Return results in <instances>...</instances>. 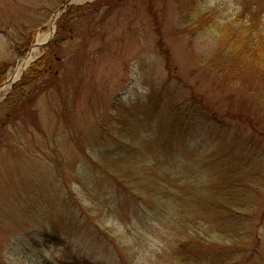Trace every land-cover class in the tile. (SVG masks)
<instances>
[{
  "label": "rangeland",
  "instance_id": "374dc122",
  "mask_svg": "<svg viewBox=\"0 0 264 264\" xmlns=\"http://www.w3.org/2000/svg\"><path fill=\"white\" fill-rule=\"evenodd\" d=\"M66 1L0 0V264H185L191 241L196 264H264V95L209 67L220 34L198 17L235 21L244 0ZM250 2L264 34V0ZM230 175L234 220L216 206ZM150 176L162 195L179 180L180 208L147 191Z\"/></svg>",
  "mask_w": 264,
  "mask_h": 264
},
{
  "label": "trees",
  "instance_id": "16d2710c",
  "mask_svg": "<svg viewBox=\"0 0 264 264\" xmlns=\"http://www.w3.org/2000/svg\"><path fill=\"white\" fill-rule=\"evenodd\" d=\"M194 3L195 2H193V4ZM262 4L263 3L253 5L250 0L242 1L241 12L237 17V20L232 22H217L215 20L217 17L213 9L205 10V12L198 11V17L200 18L199 24H202L200 26V29L201 27L207 25H214L220 34L216 51L214 55L208 60L209 67L220 77H222L224 81L240 85L248 93H257L260 96L264 95V92H262L264 90V34L262 31ZM71 9L72 8L69 7L67 12L65 13L70 15ZM179 10L181 18L180 23L182 22L184 26L190 27L192 29L193 25L189 22L190 18L185 14L183 9H181V5ZM237 21H240V23H237ZM185 32H187V30H185ZM159 49L168 64L170 62V54L167 50H164L162 40H159ZM46 51L47 53L50 52V47H46ZM48 64L49 56L48 54H45V56L34 62L33 66L29 68V75L35 76L40 73H45ZM4 125L5 122L2 120L0 109V128L2 129ZM223 167L226 169L227 167H230V165L225 164ZM111 176L114 177L118 188L125 190L126 186L124 185V183L114 175ZM150 178L151 176L149 177L146 184L147 191L155 192L157 194L156 198L166 207H173L175 210L180 208L179 206L181 199L182 197L187 196V194L182 193V197L179 194V180L175 183L176 190L173 194L165 193L164 195H162L160 194L162 186L159 184V181L155 180L154 182H150ZM226 179L228 181L224 178H221L224 183L222 182L220 186L221 188L226 187V189L222 190L223 193L228 190L225 198L227 202L218 201L216 206L218 205V203L222 204V206L218 205L217 209L223 212H227L228 215L234 220L236 218L235 215H238L240 213L235 211V209L239 206L234 208L232 205H228L231 203V198L233 196L232 191L236 192V187H231L230 182L232 179V175H230V178L227 176ZM135 180L141 181L142 179L136 178ZM187 182H190V179H187ZM183 189L192 192V194H195L203 193L204 189L206 191H210V189L216 188L207 186L205 188L203 187L202 189V187L196 186L195 183L194 185L187 183L185 184ZM124 193L127 194L126 191H124ZM235 203L239 205L238 202ZM233 238L236 240L237 236ZM200 249L201 247L196 241L186 242V244H182L180 248L181 252L178 257L182 263L196 264V262L200 261L201 259Z\"/></svg>",
  "mask_w": 264,
  "mask_h": 264
},
{
  "label": "bare ground",
  "instance_id": "6f19581e",
  "mask_svg": "<svg viewBox=\"0 0 264 264\" xmlns=\"http://www.w3.org/2000/svg\"><path fill=\"white\" fill-rule=\"evenodd\" d=\"M57 19L58 13H56L52 19L50 31L38 36L35 45L31 49V51L19 61L15 72L12 74L9 81L5 84L4 88H11L19 80L26 68L30 66L33 61H35L36 57H38L45 45L49 42V39L53 36Z\"/></svg>",
  "mask_w": 264,
  "mask_h": 264
},
{
  "label": "water",
  "instance_id": "95a60500",
  "mask_svg": "<svg viewBox=\"0 0 264 264\" xmlns=\"http://www.w3.org/2000/svg\"><path fill=\"white\" fill-rule=\"evenodd\" d=\"M75 0H67L62 6H61V8H60V11H63L65 8H67L69 5H71V4H73V2H74ZM58 13V12H57ZM24 73V72H23ZM22 73V74H23ZM11 78V77H10ZM9 78V79H10ZM9 80H7V82H8ZM6 82V83H7Z\"/></svg>",
  "mask_w": 264,
  "mask_h": 264
}]
</instances>
